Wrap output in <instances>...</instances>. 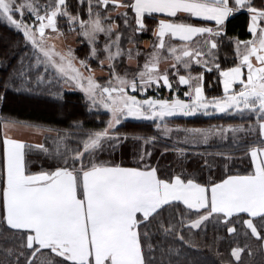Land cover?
Instances as JSON below:
<instances>
[{"label":"snow or ice","instance_id":"1","mask_svg":"<svg viewBox=\"0 0 264 264\" xmlns=\"http://www.w3.org/2000/svg\"><path fill=\"white\" fill-rule=\"evenodd\" d=\"M0 28V106L80 100L0 113V264H264V0H0Z\"/></svg>","mask_w":264,"mask_h":264},{"label":"trees","instance_id":"2","mask_svg":"<svg viewBox=\"0 0 264 264\" xmlns=\"http://www.w3.org/2000/svg\"><path fill=\"white\" fill-rule=\"evenodd\" d=\"M3 29L0 28V32H2ZM228 31L230 34H239L240 38H245V16L242 14H236L233 17H231L228 21ZM151 38L150 33L143 34V40L144 43L141 45V47H147V41ZM75 47L79 50L78 54L83 55L85 49L79 45L76 44ZM223 55V53H222ZM98 75H101V73H97ZM4 73L0 72V78H3ZM80 103L79 100V93H69L68 97V104L69 107L66 109H61L57 106H53L49 103H45L43 99L37 101V100H29L25 99L23 97H17L15 100L10 102L9 104L5 106H0V113L2 114H10L14 118L20 119L22 121L34 123V124H43L45 126H53V127H65L68 123L67 114L71 111H77L79 112L80 109L78 107ZM75 106V107H73ZM86 120V123L90 125H96L98 124V121L95 120L92 116L82 117ZM184 118H181L183 120ZM191 122L198 124V125H207L209 123H219L220 121L216 117H204V116H197V117H190L188 118ZM125 126L128 129H134V128H143L145 130H149L148 128V122L146 121H135L129 119L128 121H125ZM51 143V141H49ZM168 160L172 159V155L169 154L167 156ZM246 162V161H245ZM189 168L195 167L194 161H189ZM240 169H243V164L238 165ZM219 235L223 237L225 235L223 228L219 229ZM213 237V230L211 225H209L208 229V239L211 241ZM201 242L203 241V236H201ZM235 242L243 243V237H239V240L236 241L234 238H228V239H222L219 241V247L221 251L225 253V258H227L228 254L230 253V246L233 245ZM192 254L191 251L189 253ZM201 261H206L207 264H219L220 257L216 255L215 249L212 250H204L202 251L199 256L197 257ZM260 257L257 256V264H259Z\"/></svg>","mask_w":264,"mask_h":264},{"label":"crops","instance_id":"3","mask_svg":"<svg viewBox=\"0 0 264 264\" xmlns=\"http://www.w3.org/2000/svg\"><path fill=\"white\" fill-rule=\"evenodd\" d=\"M230 19V18H229ZM199 116H202V115H199ZM205 117V116H204ZM18 135H23V136H28V137H33V134L30 133L27 129H22L20 130L18 133ZM34 139H43V136H40V135H36L33 137ZM215 149V145L212 146V148H209V151H212ZM247 163V162H245ZM244 166V165H243Z\"/></svg>","mask_w":264,"mask_h":264},{"label":"water","instance_id":"4","mask_svg":"<svg viewBox=\"0 0 264 264\" xmlns=\"http://www.w3.org/2000/svg\"><path fill=\"white\" fill-rule=\"evenodd\" d=\"M231 18V17H230Z\"/></svg>","mask_w":264,"mask_h":264}]
</instances>
